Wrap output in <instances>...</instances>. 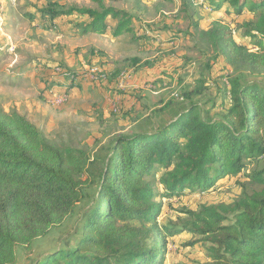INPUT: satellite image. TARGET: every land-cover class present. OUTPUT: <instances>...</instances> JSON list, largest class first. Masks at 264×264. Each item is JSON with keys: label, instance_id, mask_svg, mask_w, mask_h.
<instances>
[{"label": "trees", "instance_id": "obj_1", "mask_svg": "<svg viewBox=\"0 0 264 264\" xmlns=\"http://www.w3.org/2000/svg\"><path fill=\"white\" fill-rule=\"evenodd\" d=\"M92 1L96 8L46 6L37 13L50 20L85 16L74 24L79 33L107 28L113 37L133 33L131 13ZM180 6L184 12L199 6L211 13L225 6L232 18L253 13L233 26L213 20L202 30L197 20L192 24L211 53L232 67L228 104L216 118L203 116L193 98L204 88L195 87L178 97L181 102H164L140 116L135 131L115 135L92 154L52 144L24 115L0 107V264H17V251L31 250L36 239L71 218L93 186L92 201L79 211L81 224L71 233L73 243L45 252L35 264H162L158 239L180 232L206 244L208 260L201 264H264V169L247 171L259 188L231 202L187 209L176 222L157 220L162 208L157 197L207 189L264 155V85L243 75L264 76V0H180ZM142 26L134 31L141 38ZM245 38L249 45L242 43ZM154 169L161 171L150 179Z\"/></svg>", "mask_w": 264, "mask_h": 264}, {"label": "rangeland", "instance_id": "obj_2", "mask_svg": "<svg viewBox=\"0 0 264 264\" xmlns=\"http://www.w3.org/2000/svg\"><path fill=\"white\" fill-rule=\"evenodd\" d=\"M0 1L3 7L9 4L7 8L0 9V107L5 111H16L24 115L52 144L58 147L72 145L85 149L89 154L96 152L105 141L115 135L135 131L134 121L149 114L157 108V104L176 100L185 91L195 87L204 88L203 94H197L193 98L201 108L203 116L218 117L228 104L226 84L234 72L225 57L211 53L206 41L192 27L193 21L197 20L199 29L203 30L213 21V17L222 24L233 26L235 20L240 21L253 15L244 11L242 15L232 18L227 15L225 7L218 11L220 16L213 17L206 8L199 6L187 7L184 12L181 10L180 0H105L106 5L122 8L134 14L136 19L139 18L137 24L133 21V25L135 30L139 23L145 26L142 44L150 47V43L154 41L159 43V49L153 45L152 49L141 52L138 49L141 44L138 42L133 43L134 46L127 45L125 41L117 45L108 41L98 42L100 49L104 53L107 51L109 63L116 62L112 64V68L117 72H114L104 89L103 84L110 78V71L104 64H107V59L100 60L103 56L90 51L89 44H83L84 42L77 39L62 38L54 30L33 26L24 15L46 6L96 8L95 2ZM162 25H168V30H172L173 35L164 37L157 33ZM234 35L239 39L238 32ZM242 43L250 44L246 38ZM131 56H137L141 60L145 58L146 64L149 61L147 68L153 78L146 80L142 86L133 88L136 91L126 93L123 89L130 87L129 82L135 76L130 61L124 60ZM87 67H97L106 77L102 80L88 79L79 82L77 79V82H71L70 74ZM28 68L30 72L23 75ZM122 73L128 76L120 80ZM243 75L246 80L257 78L264 85V76H255L248 72ZM203 80L204 84H201ZM110 82L115 85L117 82L116 90L124 91L123 95L114 94L111 88L115 85L110 87ZM63 89L67 90L60 94ZM53 96L57 97V101ZM72 96L74 98L70 99ZM178 101L181 102L182 99L178 98ZM183 103L188 101L184 99ZM112 109L117 111L113 112ZM160 120L155 119V127L160 124ZM251 169H264V155L247 161L244 172L241 171L239 175L229 174L207 189L193 192L186 189L176 197H157L162 204L158 223L176 222L178 218L186 217L184 212L187 209H197L207 203L231 202L241 193L259 188L247 177V171ZM160 171L152 170L149 178H157ZM95 189L94 186L88 189L89 196L78 204L76 213L65 223L52 227L45 236L36 239L31 250L19 249L17 264H35V258L45 252L71 245L74 241L71 233L81 224L80 210L83 212L91 203ZM158 189L159 186L155 183L154 190L158 192ZM163 239L159 238L157 241L158 247H161L162 264H201L208 260L206 244L200 236L180 232L167 236L165 241Z\"/></svg>", "mask_w": 264, "mask_h": 264}, {"label": "crops", "instance_id": "obj_3", "mask_svg": "<svg viewBox=\"0 0 264 264\" xmlns=\"http://www.w3.org/2000/svg\"><path fill=\"white\" fill-rule=\"evenodd\" d=\"M116 2V1H113ZM8 5H5L4 8H7ZM225 7V6H224ZM223 8V7H222ZM226 8V7H225ZM16 9V6L15 8ZM39 9V8H38ZM36 9L34 12H29L28 14H24L25 16H27L26 18L29 19V22L34 26L38 27V28H47L50 30H54L56 31V35L61 36L62 38H66V39H70V40H75L77 39L79 42H84L83 44H89L90 47V51H95L97 55H102V58H99L100 60H106L107 59V64L104 63L107 67V69L110 71V78L106 80L107 83L103 84L104 85V89H106V85H108V81L112 78V75L114 76V72H117L116 69L112 68V64H116V62L110 61L109 63V58L108 55H106L107 51H105V53L100 49V45L98 44V42L104 41V42H110L111 44H121L122 41H125L127 45L131 44L133 45V43L135 44L136 42H138L139 44H141L140 46H138L139 51L142 52V50H146V49H152L151 46H155L156 49L158 50L159 47L158 44L154 41H152L150 43V47L142 44L144 41L142 40L144 37H136L137 35L139 36V34H135V29H134V25H133V21L136 22L135 24H137V21H139V18L136 19V16L133 15V21H132V27H133V33H122L120 36L118 37H113L110 34V28H107L105 32L101 33V34H96V33H79L78 30L74 29V24L80 23L81 21H85L87 20L85 16H78L75 14H71V15H64V16H60V18H56L53 20H50L48 18L43 17L42 15L37 13ZM8 10V9H7ZM210 13L211 17L213 16H220L218 15V12H208ZM78 17V19H77ZM76 19V20H73ZM212 20H215L214 17L212 18ZM71 21H73V24L71 23ZM112 20L110 19V24L112 25ZM47 24V25H46ZM138 31H141V27L142 24L140 25V23L138 24ZM34 28V27H33ZM143 28H145V26H143ZM136 30V32H137ZM143 30V29H142ZM158 30H160L158 33L163 34V36L168 37L171 35V31L172 30H168V25H162L158 28ZM145 36V35H143ZM93 38L95 40H93ZM128 38V39H127ZM166 44V43H165ZM12 46V45H11ZM134 46V45H133ZM100 51H99V50ZM91 58H94L93 56ZM90 58V59H91ZM124 60L130 61L131 66L133 67V74H135V76L133 77V80H130V87L126 90V93H132L133 91H136L133 88H138V86H142L143 83L148 80V79H152L153 76L151 74V72H149L148 68H147V64L149 63V61H147V64L145 63V58H143L142 60L140 58H138L137 56H131V57H127ZM113 71V73H112ZM26 72H30V69H25L23 72V75H25ZM113 81V80H112ZM112 84L115 85V83L110 82V87H112ZM116 86H117V82L116 85L111 88L112 91L114 92V94H121L123 95L124 91L121 92L120 90H116ZM103 87V86H102ZM102 87L100 90H102ZM131 88V89H130ZM73 95V94H72ZM125 95V94H124ZM129 95V94H128ZM74 97L72 96L70 99H73ZM76 98V97H75ZM162 105L163 103H159L156 106L158 107V105ZM137 108V105H136Z\"/></svg>", "mask_w": 264, "mask_h": 264}, {"label": "built area", "instance_id": "obj_4", "mask_svg": "<svg viewBox=\"0 0 264 264\" xmlns=\"http://www.w3.org/2000/svg\"><path fill=\"white\" fill-rule=\"evenodd\" d=\"M196 1V0H194ZM202 0H197V3H201ZM0 9H4L2 2L0 1ZM71 78V82H77V79H81L82 77H84V79H90V80H102L103 78L106 77V75L104 74L103 71L99 70L97 67H92V68H85V69H81V71L79 72H73L72 74L69 75ZM128 75L127 74H123L121 76V79H125ZM67 89H63V91H61L60 94H62L63 92H66ZM64 95V94H63ZM65 97V96H64ZM54 100L57 101V97L53 96ZM63 99V98H62ZM60 99V100H62Z\"/></svg>", "mask_w": 264, "mask_h": 264}]
</instances>
